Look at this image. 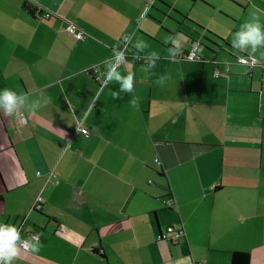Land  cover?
<instances>
[{
    "label": "crops",
    "instance_id": "1",
    "mask_svg": "<svg viewBox=\"0 0 264 264\" xmlns=\"http://www.w3.org/2000/svg\"><path fill=\"white\" fill-rule=\"evenodd\" d=\"M253 15L264 0H0V88L36 105L0 110V224L40 236L12 264H264V46L231 42ZM114 50L131 92L91 73Z\"/></svg>",
    "mask_w": 264,
    "mask_h": 264
},
{
    "label": "clouds",
    "instance_id": "2",
    "mask_svg": "<svg viewBox=\"0 0 264 264\" xmlns=\"http://www.w3.org/2000/svg\"><path fill=\"white\" fill-rule=\"evenodd\" d=\"M236 38L232 39V45L239 49H245L246 45L255 50L258 46H264V22L258 17L253 15L250 19L246 20L241 27L233 34ZM125 40L129 37L125 36ZM174 44L175 40L172 41ZM147 45L143 41H136L135 47L139 49L145 48ZM178 50V49H177ZM175 51V50H174ZM156 53L152 52L151 57H156ZM114 60L106 59V71L104 73L105 82L116 80L119 82L120 90L131 92L134 82V74L128 72L126 75L119 72L118 66L124 61V50H114ZM155 63L154 59L151 60L150 67ZM164 77H160L158 82H163ZM28 100L27 94L24 92H17L16 90L8 87L0 88V110L4 115H11L17 113L18 110L24 106L28 111H33L36 105L25 104ZM23 246L25 249L31 248L32 252L39 251L38 238L33 236L31 241L21 240L20 232L15 225L0 224V264H12V261L17 257L19 247Z\"/></svg>",
    "mask_w": 264,
    "mask_h": 264
},
{
    "label": "built area",
    "instance_id": "3",
    "mask_svg": "<svg viewBox=\"0 0 264 264\" xmlns=\"http://www.w3.org/2000/svg\"><path fill=\"white\" fill-rule=\"evenodd\" d=\"M43 15L45 17H49L50 13L45 12L44 14H42V17H43ZM66 31L69 34L75 36L78 40L85 38L84 32L79 30V28L74 23H69L67 25ZM124 45L127 46V40H125ZM224 49L233 54L237 63L244 65V66H247L250 69H252L253 67H255L259 64V60L254 55H248V54H243V53L236 54L233 51H230L227 47H224ZM201 50H202V43L200 41H196L192 44L191 48L188 51L180 54L179 58L186 59L188 61L200 60ZM114 58L112 60H114ZM141 60H142V58H141ZM125 61H126V54H125L123 62H125ZM102 67H103V65H101V64L93 67L91 69V73H92L94 79L101 82V84H104L106 82H105V77H103V75L101 74ZM229 72H230L229 67H226L223 71H221L220 69L217 68L215 70L214 75L216 77H221V76L229 74ZM16 114H17V116H18V118L22 124L26 122V118L22 113L17 112ZM81 131L87 136L90 134V131L87 128H81ZM157 163L161 164V162L159 160H157ZM42 203H43V200L41 197H39L38 200L35 202L33 209L40 210L42 208ZM173 204H174V201L171 200L169 205L172 206ZM18 230H19V232H22L23 227L19 228ZM28 235L30 236V238H32L33 236L37 237L38 240L40 238V236L34 232H29ZM180 235H181V231L179 229L175 228L174 226H169L166 228L165 231H162L160 233L159 240L171 242V243H176L178 241ZM21 240H28V239L21 238ZM20 248L25 250V251H28L30 249V247L25 249L23 246H20Z\"/></svg>",
    "mask_w": 264,
    "mask_h": 264
},
{
    "label": "trees",
    "instance_id": "4",
    "mask_svg": "<svg viewBox=\"0 0 264 264\" xmlns=\"http://www.w3.org/2000/svg\"><path fill=\"white\" fill-rule=\"evenodd\" d=\"M44 13H45V12H41V13H40V16H42V14H44Z\"/></svg>",
    "mask_w": 264,
    "mask_h": 264
},
{
    "label": "rangeland",
    "instance_id": "5",
    "mask_svg": "<svg viewBox=\"0 0 264 264\" xmlns=\"http://www.w3.org/2000/svg\"><path fill=\"white\" fill-rule=\"evenodd\" d=\"M201 42V41H200Z\"/></svg>",
    "mask_w": 264,
    "mask_h": 264
}]
</instances>
